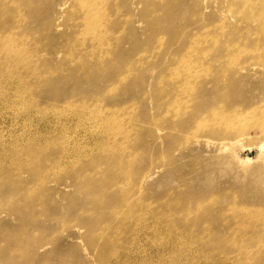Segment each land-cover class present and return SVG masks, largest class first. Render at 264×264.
Here are the masks:
<instances>
[{"label":"rangeland","instance_id":"obj_1","mask_svg":"<svg viewBox=\"0 0 264 264\" xmlns=\"http://www.w3.org/2000/svg\"><path fill=\"white\" fill-rule=\"evenodd\" d=\"M69 1L32 2L37 41L69 29ZM26 4L0 0V35L14 46L0 59L19 43L15 10L1 8ZM106 4L112 54L92 59L85 82L52 75L41 92L105 98L113 116L93 126L109 143L76 140L43 176L24 174L23 158L0 161V264H264V0ZM60 56L53 65L74 72ZM10 123L0 119L1 152L11 153Z\"/></svg>","mask_w":264,"mask_h":264},{"label":"bare ground","instance_id":"obj_2","mask_svg":"<svg viewBox=\"0 0 264 264\" xmlns=\"http://www.w3.org/2000/svg\"><path fill=\"white\" fill-rule=\"evenodd\" d=\"M33 1L35 2V0H27L25 6L17 5L13 9L10 5L1 8L10 12L15 10L13 19L17 18L14 20L16 29L12 35L16 34L17 37L12 40L19 43L16 44L17 48L13 54L4 52L8 54L7 57L0 59V110L2 111L0 119L12 122L8 125H13L15 136L7 147L11 149L12 154L0 151V161H6V166L3 165L5 168L12 166L16 168L14 163L23 158L30 163L32 169L23 172L24 174H34L39 169L43 176L54 165L53 163L45 165V163L53 157H58L59 163L67 160L73 153L69 148L76 140L82 147L83 143H86L85 146L93 150L109 143L106 139L108 134L93 126L107 122L113 116L114 110L109 106L110 104L105 103V98H99L97 101L83 100L82 103L77 100L60 103L56 99V94L48 95L41 90L52 81L48 78L52 75L54 77L77 75L84 81L74 76L77 80L85 82L91 77L89 72L85 74L87 66L93 65L92 59H97V62L103 65V61L112 54L117 37L111 32L114 25L107 15L112 8L107 6V0H70L65 11L68 15L65 23L69 29L61 32L57 39L52 38L54 40L52 45L49 37L44 36L37 41L35 38L43 36L36 34V30L29 31L26 28L30 20L35 21ZM9 15L11 18L10 13ZM10 25L3 24L2 31H7ZM10 38L11 32L0 35V52L14 49ZM58 55H61L60 60L68 62L64 66L73 63L75 71L65 74L64 67L53 65L55 62L53 58ZM103 58L104 60H101ZM4 91H9L14 98L4 99L2 95ZM56 101L61 106H58ZM117 145V142L113 143L110 140V147ZM18 147L21 148L17 149ZM23 148L27 150L26 154L20 152ZM44 152L48 154L42 157ZM29 158L34 161H30ZM38 163H40L39 167ZM122 188L124 195L119 203L127 208L132 199L129 195L126 196L127 189Z\"/></svg>","mask_w":264,"mask_h":264}]
</instances>
